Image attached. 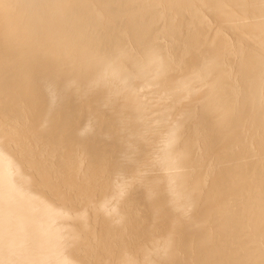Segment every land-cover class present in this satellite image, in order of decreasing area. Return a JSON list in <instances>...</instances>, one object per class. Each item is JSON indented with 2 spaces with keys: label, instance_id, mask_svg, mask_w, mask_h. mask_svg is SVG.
<instances>
[{
  "label": "bare ground",
  "instance_id": "obj_1",
  "mask_svg": "<svg viewBox=\"0 0 264 264\" xmlns=\"http://www.w3.org/2000/svg\"><path fill=\"white\" fill-rule=\"evenodd\" d=\"M0 264H264V0H0Z\"/></svg>",
  "mask_w": 264,
  "mask_h": 264
}]
</instances>
